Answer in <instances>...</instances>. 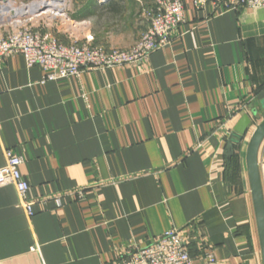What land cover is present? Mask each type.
<instances>
[{"label": "crops", "instance_id": "obj_1", "mask_svg": "<svg viewBox=\"0 0 264 264\" xmlns=\"http://www.w3.org/2000/svg\"><path fill=\"white\" fill-rule=\"evenodd\" d=\"M152 2L75 0L40 27L65 44L128 49ZM185 3L171 44L140 64L45 83L22 55L0 64V167L6 148L21 156L35 201L29 219L15 187L0 186V264H107L186 227L196 264H208L205 247L215 264H263L246 165L254 128L238 147L229 139L264 100V7ZM5 4L0 34L12 28ZM259 165L264 190V140Z\"/></svg>", "mask_w": 264, "mask_h": 264}, {"label": "built area", "instance_id": "obj_2", "mask_svg": "<svg viewBox=\"0 0 264 264\" xmlns=\"http://www.w3.org/2000/svg\"><path fill=\"white\" fill-rule=\"evenodd\" d=\"M98 1L103 3L107 0ZM192 3L197 10H204L212 5L220 12L264 7V0H192ZM15 6L21 8L27 5ZM6 14L11 18L12 28L6 34H0V64L8 57L22 55L28 68L40 66L45 70L46 74L41 81L45 83L78 75L86 70L120 68L147 61L154 52L171 44L175 32L185 21L186 3L185 0H153L151 6H145L147 27L138 42L128 49L96 46L91 44L92 37L86 38V43H62L54 36L45 35L37 25L38 18L44 14L42 9L39 14H32L25 19L20 16L26 14ZM59 14L51 19L67 18L65 8ZM4 155L5 164L0 167V186L15 187L18 205L30 219L35 213V201L29 195L30 185L21 171L24 160L10 148L5 149ZM75 192L80 197L85 194L84 189ZM52 198L61 207V196L55 195ZM191 236L187 227L173 228L149 244L128 248L116 260L107 264H196L189 249ZM202 258L208 264L217 262L211 247L204 248Z\"/></svg>", "mask_w": 264, "mask_h": 264}, {"label": "water", "instance_id": "obj_3", "mask_svg": "<svg viewBox=\"0 0 264 264\" xmlns=\"http://www.w3.org/2000/svg\"><path fill=\"white\" fill-rule=\"evenodd\" d=\"M3 1L7 2L8 0ZM260 105L261 110L250 106V112L241 114V118L234 126L229 140L233 149L234 145L241 144L243 137L254 128L247 145L246 165L264 264V190L259 165V150L264 140V114L262 112L264 110V100L261 101ZM260 118H262L260 123L256 124V120Z\"/></svg>", "mask_w": 264, "mask_h": 264}, {"label": "bare ground", "instance_id": "obj_4", "mask_svg": "<svg viewBox=\"0 0 264 264\" xmlns=\"http://www.w3.org/2000/svg\"><path fill=\"white\" fill-rule=\"evenodd\" d=\"M65 3L64 0H37L34 3L23 6L21 8L14 5V2L11 1L7 5L6 8H3V13L6 14L7 12H12L14 14H27V13H35L41 11L42 13H50L54 16H59L60 12L64 9ZM44 8V9H43ZM47 8H49L47 10ZM44 10V11H43ZM52 16V15H51Z\"/></svg>", "mask_w": 264, "mask_h": 264}, {"label": "rangeland", "instance_id": "obj_5", "mask_svg": "<svg viewBox=\"0 0 264 264\" xmlns=\"http://www.w3.org/2000/svg\"><path fill=\"white\" fill-rule=\"evenodd\" d=\"M16 1V5H22V4H26V5H30V4H32V3H34L35 1H37V0H15ZM75 0H64V3H65V12H67V4H69V3H73ZM44 9V8H43ZM49 8H47V10H48ZM32 14H39V11L38 12H35V13H28V14H26L25 16H20V18L22 19V18H29ZM52 15V16H51ZM54 15L53 14H50V13H45V14H43L41 17H39L38 18V20L37 21H39L38 23H37V25H39V26H41V24L42 25H44V24H46L48 21H50L51 20V18L53 17ZM56 16V15H55ZM40 29H41V27H40ZM251 137V136H250ZM250 137H249V139H250ZM249 142V141H248Z\"/></svg>", "mask_w": 264, "mask_h": 264}, {"label": "trees", "instance_id": "obj_6", "mask_svg": "<svg viewBox=\"0 0 264 264\" xmlns=\"http://www.w3.org/2000/svg\"><path fill=\"white\" fill-rule=\"evenodd\" d=\"M244 138L245 137H243V139H242V141L244 140ZM240 145V144H239ZM239 145H237L236 147H238ZM233 157L230 159V164H231V166H233V168H235V166H236V159H237V157H236V153H235V151L233 152Z\"/></svg>", "mask_w": 264, "mask_h": 264}]
</instances>
